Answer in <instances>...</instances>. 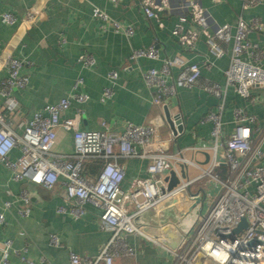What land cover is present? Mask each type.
Listing matches in <instances>:
<instances>
[{"label": "crops", "instance_id": "obj_1", "mask_svg": "<svg viewBox=\"0 0 264 264\" xmlns=\"http://www.w3.org/2000/svg\"><path fill=\"white\" fill-rule=\"evenodd\" d=\"M187 1L190 0H0V78L7 75L4 63L10 55L26 62L23 72L29 76L27 87L15 92L21 112L12 117L14 130L22 133L25 122L46 104L57 103L73 93H86L90 99L73 104L66 113L72 116L75 107L82 109V130L109 129L122 133L129 123H156L171 152L181 151L197 163V167L189 168L192 177L206 169L211 157L213 124L204 121V117L217 110L220 103V99L206 89L207 85L218 84L226 89L222 114L225 135L235 131L234 109L237 107L254 114L259 128L264 130V90L259 86L251 89L256 98L253 103L242 96L235 85L226 84L235 26L240 19L250 26L248 39L257 45L255 52L246 53L244 59L264 69V0L253 4L245 0H192L207 18L205 28L196 22L192 9L185 7ZM145 3L156 11L154 17L147 16ZM5 13L13 14L16 22H3L1 17ZM183 16L187 17L183 22L184 33L196 34L188 47L173 34ZM115 23L130 27L132 33L117 29ZM226 23L233 27L231 40L221 42L224 54L217 57L210 51L208 38L219 25ZM150 48L158 50L157 59H133L135 50ZM87 56L93 61L85 64L81 58ZM176 56L198 63L201 77L190 87H179L175 96L158 105L146 86L143 72L149 68L161 69L165 58ZM180 70L179 66L173 67L169 82L176 79ZM111 72L117 73L115 79L110 77ZM109 88L112 95L106 98L104 93ZM3 103L0 96V105ZM166 110L171 116L182 118L183 130L176 137ZM249 126L251 138L260 140L261 130L252 124ZM74 146L73 134L60 131L55 150L71 153ZM262 148L264 150V138ZM19 156L20 150L14 148L10 157L16 160ZM118 161L126 170L124 189H130L136 177L148 174L147 158H119ZM260 163L264 164V155ZM103 166L98 168L99 173ZM97 173L89 178L95 180ZM194 185L196 188L192 190L205 188L210 203L220 191V185L210 177ZM24 188L34 193L30 204L22 198ZM61 191L60 183L54 190H47L28 180L16 181L12 170L0 164V211H4L6 220L0 225V240H12L13 247L19 251L7 254V264H25L22 255L36 264H70L71 252L96 256L108 241L111 232L99 225L100 209L88 204L85 215L76 217L70 213V205L62 198ZM6 201L12 203L8 209L4 207ZM193 202L188 200L182 204L180 209L186 211L184 216L171 208L163 217L153 209L142 215V221L158 226L159 230L164 221H173L188 232L203 208L197 203L191 209ZM61 207L67 210L62 212ZM27 208L29 214L25 216L22 211ZM52 235L58 236V244L52 242ZM129 241L136 246V254L116 259L114 264L172 263V256L159 245L133 235L129 236ZM4 256L0 250V264H4Z\"/></svg>", "mask_w": 264, "mask_h": 264}, {"label": "built area", "instance_id": "obj_2", "mask_svg": "<svg viewBox=\"0 0 264 264\" xmlns=\"http://www.w3.org/2000/svg\"><path fill=\"white\" fill-rule=\"evenodd\" d=\"M245 1L253 4L261 0ZM184 5L192 9L196 22L205 28L207 18L195 2L190 0ZM144 10L149 17L156 15L151 4L145 3ZM1 20L7 24L16 22L11 13L3 14ZM186 20L187 17H181V23L174 28L173 34L182 45L188 47L196 39V34L184 33L183 22ZM115 26L128 34L132 33L130 27L119 23H115ZM250 30V26L242 19L235 26L232 60L226 71V84L235 85L242 96L254 103L256 98L251 89L259 86L264 90V69L244 59L246 53L253 54L257 48L248 39ZM232 31L230 24H221L208 38L210 51L217 57L224 54L221 42H230ZM132 57L157 59L158 50L138 49L133 52ZM81 60L85 64L93 61L90 56L82 57ZM25 65L24 60L10 55L4 63L7 75L0 78V96L4 99V103L0 105V164L12 170L16 181L28 180L47 190H54L60 183L61 196L69 203L72 215L81 217L87 212V205H92L100 209V227L111 232L110 238L96 256H80L71 252L70 264H114L116 259L134 256L137 248L129 241L131 235L162 247L172 256L171 264H264V164L260 163L264 155V130L259 128L258 118L254 114H248L237 107L234 109L235 131L230 135L224 134V87L218 84L206 86L209 92L220 99V103L217 110L204 117V121L213 124L211 157L206 169L192 177L189 168L197 167V163L186 158L181 151L171 152L167 143L162 140L156 123H129L122 133L109 129L82 130V109L75 107L72 116H67L66 113L73 104L87 102L90 96L86 93H73L57 103L46 104L25 122L23 132L18 133L13 128L12 117L21 112L15 92L24 89L29 83L28 74L23 72ZM174 66H179L181 70L176 79L169 82ZM110 77L115 79L117 73L111 72ZM200 77L201 66L187 62L180 56L165 58L161 69L149 68L143 72L146 86L158 105L175 96L179 87H190ZM111 95L112 90L106 89L104 96L107 98ZM249 124L261 130L260 140L251 138ZM178 125L174 120V137L182 133L178 130ZM60 131L73 134L75 146L71 153L55 150ZM14 148L20 150V156L16 160L10 157ZM134 157L148 159V174L136 177L131 188L124 189L122 183L126 170L118 159ZM92 159L104 162L95 180L84 174L85 163ZM221 167L226 168V176L220 172ZM171 170L176 172L179 182L169 189V180L166 178ZM206 177L216 181L220 185V191L205 211L203 209L208 199L205 188L192 189L196 188L195 183ZM185 193L191 199L201 197L200 206L203 208L196 224L188 232H184V240L178 248L172 249L161 242L162 233L158 226L156 237L146 230V226L155 228L154 225L143 221L141 224L135 222L136 216L153 209L164 216V209L173 204L174 197H185ZM33 196L34 193L29 189H23L22 198L25 203L30 204ZM11 205L10 201L4 203L5 209ZM66 210L65 207L60 208L62 212ZM22 214L28 215L29 208L23 210ZM243 218L247 226L235 233ZM5 223V213L0 211V225ZM51 239L54 244H58V236L52 235ZM0 250L6 255L4 264L8 262L9 252L18 251L10 239L0 240ZM22 258L25 264H36L31 258L23 255Z\"/></svg>", "mask_w": 264, "mask_h": 264}, {"label": "water", "instance_id": "obj_3", "mask_svg": "<svg viewBox=\"0 0 264 264\" xmlns=\"http://www.w3.org/2000/svg\"><path fill=\"white\" fill-rule=\"evenodd\" d=\"M166 114H167V118H168V122L170 123L171 127L175 130V126H174V120L178 125V130L182 131L183 130V126H182V118L180 115L178 116H171V114L169 113L168 110H166ZM176 131V130H175ZM167 180H169L168 182V187L169 189L174 187L178 182H179V178L176 175V172L174 170L170 171V175L166 178ZM194 201L192 203V206L190 207L192 209L193 205L200 203L201 202V197L197 196L195 199H191L190 196L188 194L185 193V197H182L181 195H178L176 197H174L173 199V204L171 206H168L169 208H165L164 212L167 209H176V211L179 213H181V215H185L186 211H183L182 209H180L184 204V202L186 201ZM190 212H193L192 210H190ZM165 214V213H164ZM165 216V215H164ZM163 216V217H164ZM186 221V220H185ZM184 221V222H185ZM135 222L137 224H141L142 223V215H138L135 217ZM247 226V222L246 220L243 218L241 219V222L239 224V226L235 229V233H239L244 227ZM146 230L149 232V234L151 236H156L158 235L157 233V228H151V226H146ZM161 233L163 238H161V242L172 248V249H176L180 246V244L182 243V241L184 240V230L181 228V224H175L173 221H164L163 224H161Z\"/></svg>", "mask_w": 264, "mask_h": 264}, {"label": "trees", "instance_id": "obj_4", "mask_svg": "<svg viewBox=\"0 0 264 264\" xmlns=\"http://www.w3.org/2000/svg\"><path fill=\"white\" fill-rule=\"evenodd\" d=\"M98 159H96V160H92L91 162H88V163H86L85 164V168H84V174L89 178H91L92 177V174H96L98 171V168H100L101 167V165L102 164H104V162L101 160L100 161V159L97 161ZM90 161V160H89ZM89 163H91V165L90 166H88V164ZM93 164V165H92ZM87 165V166H86ZM220 172L222 173V175H224L225 174V176H226V168H220ZM99 173V172H98ZM97 173V174H98ZM94 176V175H93Z\"/></svg>", "mask_w": 264, "mask_h": 264}, {"label": "rangeland", "instance_id": "obj_5", "mask_svg": "<svg viewBox=\"0 0 264 264\" xmlns=\"http://www.w3.org/2000/svg\"><path fill=\"white\" fill-rule=\"evenodd\" d=\"M192 175H193V171H192ZM210 198L206 200L205 202V206H204V210L206 211V209L208 208V206L210 205Z\"/></svg>", "mask_w": 264, "mask_h": 264}]
</instances>
